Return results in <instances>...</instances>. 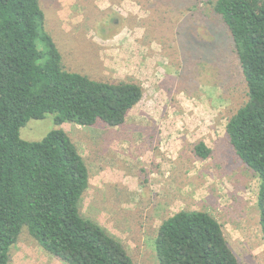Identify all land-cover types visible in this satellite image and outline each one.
I'll return each instance as SVG.
<instances>
[{
  "label": "rangeland",
  "instance_id": "1",
  "mask_svg": "<svg viewBox=\"0 0 264 264\" xmlns=\"http://www.w3.org/2000/svg\"><path fill=\"white\" fill-rule=\"evenodd\" d=\"M215 2L40 0L65 69L143 86L142 100L120 126L57 125L49 113L20 132L27 141L57 128L67 132L90 173L82 215L118 238L134 264H159L158 229L181 210L210 213L241 264H264L260 179L226 132L248 87ZM200 141L212 150L206 159L194 152ZM10 256V264H66L26 230Z\"/></svg>",
  "mask_w": 264,
  "mask_h": 264
},
{
  "label": "trees",
  "instance_id": "2",
  "mask_svg": "<svg viewBox=\"0 0 264 264\" xmlns=\"http://www.w3.org/2000/svg\"><path fill=\"white\" fill-rule=\"evenodd\" d=\"M215 11L234 41L248 100L229 119L226 132L238 157L260 179L258 207L264 236V0H216ZM131 79L100 81L65 69L45 30L40 0H0V264L25 230L66 264H134L124 244L82 215L89 168L63 128L38 141L21 138L31 119L54 115L61 125L124 124L142 100ZM205 142L195 154H211ZM159 264H241L222 224L202 210L167 217L155 239Z\"/></svg>",
  "mask_w": 264,
  "mask_h": 264
}]
</instances>
